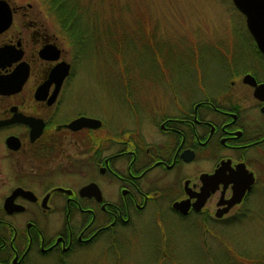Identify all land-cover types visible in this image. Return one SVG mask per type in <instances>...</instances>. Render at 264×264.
I'll return each instance as SVG.
<instances>
[{
    "label": "flooded vegetation",
    "instance_id": "flooded-vegetation-1",
    "mask_svg": "<svg viewBox=\"0 0 264 264\" xmlns=\"http://www.w3.org/2000/svg\"><path fill=\"white\" fill-rule=\"evenodd\" d=\"M5 1L12 16L0 31V264H75L79 253L119 243L138 216L163 207L206 223L248 211L264 189V53L235 7L249 42L244 52L225 53L213 93L199 80L204 92L194 99L175 94L173 107L156 103L153 115L120 117L70 110L75 35L59 25L52 31L31 5ZM53 69L56 81L67 72L36 96ZM82 116L99 125L71 128ZM216 171L220 180L207 183ZM249 174L241 200L221 213ZM201 190L208 195L196 208Z\"/></svg>",
    "mask_w": 264,
    "mask_h": 264
},
{
    "label": "rangeland",
    "instance_id": "rangeland-1",
    "mask_svg": "<svg viewBox=\"0 0 264 264\" xmlns=\"http://www.w3.org/2000/svg\"><path fill=\"white\" fill-rule=\"evenodd\" d=\"M8 1L31 5L30 14L45 17L50 29L58 30L43 0ZM79 2L88 5L89 17L81 18L88 25L76 42L71 107L77 111L153 115L156 103L173 107L175 94L190 100L204 90L213 93L228 62L225 53L244 52L249 42L231 0ZM248 207L245 214L214 223L180 218L164 207L157 215L149 210L123 231L119 243L104 249L98 242L79 253L75 264H264L263 188L256 189Z\"/></svg>",
    "mask_w": 264,
    "mask_h": 264
},
{
    "label": "water",
    "instance_id": "water-1",
    "mask_svg": "<svg viewBox=\"0 0 264 264\" xmlns=\"http://www.w3.org/2000/svg\"><path fill=\"white\" fill-rule=\"evenodd\" d=\"M235 8L243 14L245 17V25L248 30V32L252 35L257 47L260 51L264 53V0H231ZM12 12L8 5V3L5 0H0V31L3 30L6 26L9 25L11 21ZM46 50V48H44ZM44 50V51H45ZM2 51H0L1 53ZM43 53V51H41ZM67 69H65L60 77L61 78L66 74ZM57 70L53 69V72L51 74V78L49 81L46 82L45 85L40 86L36 91V96L44 95V89L46 90V85L48 82H50L52 79L57 82V86L60 83L59 81H56L54 74ZM54 76V78H53ZM56 89L53 91V96L51 97V101L53 100ZM50 101V102H51ZM99 125V121L97 119L89 118V117H79L73 120L70 123V127L77 129L81 127H97ZM41 127H39L37 130L33 128L30 132L31 139H34L37 137L40 133ZM217 176H219L218 171H216L214 174L207 176L206 181L208 183L212 182L214 180L218 181L220 179H217ZM216 178V179H215ZM233 182H238V178H232L230 179ZM253 178L252 175L249 174V177L247 179V182L242 186L239 191H235L234 195L231 199L227 201V206L222 210L221 213L226 212L232 205L238 203L241 200V197L243 195V192L245 188H249L250 184L252 183ZM90 186L86 185L81 189V192H86ZM208 195V191L201 190V192L198 195L197 202L194 204L196 208H199L202 206L203 202L205 201L206 197ZM174 208L181 210V212H185L187 209V205L185 202H175L173 204ZM218 214V215H221Z\"/></svg>",
    "mask_w": 264,
    "mask_h": 264
},
{
    "label": "trees",
    "instance_id": "trees-1",
    "mask_svg": "<svg viewBox=\"0 0 264 264\" xmlns=\"http://www.w3.org/2000/svg\"><path fill=\"white\" fill-rule=\"evenodd\" d=\"M47 11L57 18L58 25L68 36L79 37L86 32L87 22H82L81 18L89 17L88 5L83 6L79 0H43ZM97 26V25H96ZM101 35V33H99ZM99 35L97 36V38Z\"/></svg>",
    "mask_w": 264,
    "mask_h": 264
}]
</instances>
